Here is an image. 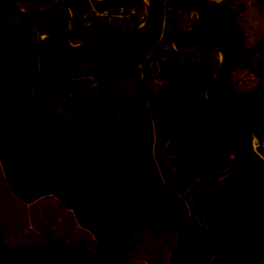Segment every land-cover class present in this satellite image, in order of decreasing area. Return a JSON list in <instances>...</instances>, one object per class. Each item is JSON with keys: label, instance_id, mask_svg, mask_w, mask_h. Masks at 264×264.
Returning <instances> with one entry per match:
<instances>
[{"label": "trees", "instance_id": "16d2710c", "mask_svg": "<svg viewBox=\"0 0 264 264\" xmlns=\"http://www.w3.org/2000/svg\"><path fill=\"white\" fill-rule=\"evenodd\" d=\"M16 1L34 11L55 0ZM65 1L80 21L92 9L88 0ZM173 1L203 15L199 31L176 39L178 50L213 41L227 52L221 77L207 91L213 111L251 125L264 139V39L247 46L239 20L245 1L236 7L231 0ZM142 2L125 0L126 13ZM153 3L142 33L99 36L71 50L64 43L67 7L23 27L25 17L0 0V160L8 190L26 204L54 196L96 240L95 251L84 241L55 237L16 247L0 234V264H132L139 230L177 232L169 264H264V149L254 147L252 133L221 125L206 110L201 94L221 62L211 58L216 48L178 55L157 46L162 32L166 42L188 28L183 15L193 11ZM80 21L71 36L76 44L110 26L93 19L90 30ZM140 23L133 14L118 26ZM150 53L142 79L137 65ZM152 61L164 81L158 89L151 86ZM99 62L94 78L73 72L75 65ZM236 70L245 73L242 91ZM117 75L133 79L135 90L124 92ZM154 127L164 149L159 158Z\"/></svg>", "mask_w": 264, "mask_h": 264}, {"label": "rangeland", "instance_id": "374dc122", "mask_svg": "<svg viewBox=\"0 0 264 264\" xmlns=\"http://www.w3.org/2000/svg\"><path fill=\"white\" fill-rule=\"evenodd\" d=\"M221 1V0H215ZM236 5L241 0H235ZM246 3V10L239 16L245 32L247 34V46H256L260 40L264 39V6L259 0L251 2L250 0H242ZM143 7L140 9L135 8L128 12L138 15L139 21H143L148 15L147 2L143 0ZM236 7V6H234ZM107 15V13H105ZM113 12H109L111 18H113ZM105 16V15H104ZM184 25L186 27H192V24L196 20V14L194 12L184 14ZM17 22L20 19L15 18ZM74 41H72L73 43ZM220 53L212 52L211 58L213 61L220 58ZM90 65H81V69H87ZM244 72L236 70L234 76L241 80L238 88L240 91L245 89L246 78ZM116 79L121 82L123 91L135 90V83L133 79H125L122 75H117ZM96 86V84H95ZM64 112H68L67 106L63 105ZM154 146L153 151L159 158L163 154L164 149L158 147L159 136L157 130L154 127ZM258 146L257 141L255 140ZM8 186L6 179L3 176V170L0 165V196L2 193L7 194ZM8 195V194H7ZM0 201V234L4 241L10 246H39L40 244H46L49 237H55L56 239H65L71 244L78 245L80 241H84L88 248L93 251L96 250L95 241L91 240V234L82 228V230L75 229L76 217L73 211L68 210L64 205L54 196H46L44 200H40L38 203L26 204L14 198V201L7 199ZM177 239V232L164 233L160 236H156L153 230H139L136 233V241L134 249L130 254L132 264H169V259L173 249L175 248Z\"/></svg>", "mask_w": 264, "mask_h": 264}, {"label": "water", "instance_id": "95a60500", "mask_svg": "<svg viewBox=\"0 0 264 264\" xmlns=\"http://www.w3.org/2000/svg\"><path fill=\"white\" fill-rule=\"evenodd\" d=\"M145 1L147 2V4H149L147 19H146L145 23L142 24L141 26H139L138 28L131 29V30H124V29H120L117 27H110L109 29H104V30L94 32L91 35V37H89L87 40H85L79 44H75V43H71V36H72L73 31L75 30V28L77 26V20H78V15H77V11H76L75 6L71 5L69 2L64 1V0H56L51 5H49L48 7H45V8L40 9V10L29 11L23 7H20L16 0H10L11 5L14 8L15 12H17L20 15L25 17L20 24L23 27H25L24 25L29 18H34V17H39L42 15H45V14L53 11V9L58 7V6L67 7L71 13V26H70V29L64 38V43H66V46L71 50L84 48V47L88 46L89 44H91V41L94 40L95 38L99 37V36L116 34V35L128 37V35H137L139 33H142L150 25V23H151L150 21L153 17V13H154V9H155V3H153V0H145ZM166 1L179 10H183V11L184 10H191V11H193L196 14V21H197V23L193 27L185 28L182 32L173 34L168 39L167 45H168V48L172 52H174L178 55H185V54L193 55L196 52L203 50L205 47H214L220 53V56H221L220 57L221 58L220 65L209 76L208 80L205 82L204 87L202 89V94H201V96L205 102V106H206V110H207L208 114H210V116L212 117V119L215 122H217L221 125H226L229 128L236 129V130H239L242 132L246 131V132L252 133L255 140L258 143V146L263 147V149H264V139L259 135L258 132H256L253 129V127L251 125L244 124V123L243 124L233 123V122L227 120L226 118H222L221 116L216 114L211 107L210 101L208 99L207 91H208L209 87L212 84H214L221 77V74H222L223 69H224L226 62H227V52L223 48V46H221L220 44L213 42V41H205L202 44L197 45L193 48L185 49V51H181V50H178L176 45H175L177 38L183 37L185 34L195 33L201 29V27L203 25V15H202L200 9L195 5H185V4L181 5V4L175 3L173 0H166ZM231 1H232V6H236V1L235 0H231ZM89 2L100 13L109 12V10H111V9L122 8L125 6V4H124L125 0H89ZM64 105L67 106L68 110H70L69 100L65 99Z\"/></svg>", "mask_w": 264, "mask_h": 264}, {"label": "flooded vegetation", "instance_id": "af4514ba", "mask_svg": "<svg viewBox=\"0 0 264 264\" xmlns=\"http://www.w3.org/2000/svg\"><path fill=\"white\" fill-rule=\"evenodd\" d=\"M56 1V0H55ZM65 1V0H64ZM89 1V0H88ZM90 3V2H89ZM125 3V2H124ZM90 5H91V3H90ZM125 7V6H124ZM113 12L114 14H113V18H111L110 17V15H109V12ZM109 12H108V14L106 15L105 13H100V12H98L94 7H93V5H92V9H90V11H88V12H86L83 16H82V18H81V21H80V19H79V17H78V20H77V26L79 25V21L84 25V27H86V28H88V29H92V28H94V26L91 24V21L93 20V19H98V20H101L103 23H105V24H110V26H109V28L110 27H117V28H120V29H124V28H121V27H119L118 25H121L122 23H123V21H124V19H128L129 17H131L133 14L132 13H130V12H128V13H126V10H124V12L121 14L119 11L118 12H116V11H114V9H111V10H109ZM78 15V14H77ZM105 15V16H104ZM91 16H93V17H91ZM89 17H91V18H89ZM24 19V18H23ZM22 19V20H23ZM146 19L147 18H144V20L143 21H141V23H140V26L142 25V24H144L145 23V21H146ZM21 20V21H22ZM28 21V20H27ZM27 23V22H26ZM70 26H71V21H70ZM76 26V27H77ZM109 28H104V29H109ZM104 29H95L94 30V32H97V31H100V30H104ZM124 30H126V29H124ZM45 37V35H42L41 36V38H44ZM71 43H72V41H71ZM76 44V43H75ZM79 44V43H78ZM103 62H99V63H90L89 65V68H87V69H81L80 67H81V65H75L74 66V68H73V72H75V74L77 75V76H79V77H83V74L84 73H86V74H88L89 75V77H91V78H94V75H95V72H96V70L100 67V66H103ZM68 110V109H67ZM69 111V110H68Z\"/></svg>", "mask_w": 264, "mask_h": 264}, {"label": "built area", "instance_id": "2783aa9c", "mask_svg": "<svg viewBox=\"0 0 264 264\" xmlns=\"http://www.w3.org/2000/svg\"><path fill=\"white\" fill-rule=\"evenodd\" d=\"M251 2H255V0H250ZM165 5L167 7L170 8V4L165 0ZM125 10V7H122V8H119V12L122 14ZM133 11H135L133 9ZM108 14V12H106ZM157 46H161V47H168L167 45V41L165 42L164 41V32L161 33L159 39L157 40ZM152 55V53L148 54V56L146 57L145 61L138 64L137 67H139V69L141 70V78L144 79L145 77H147V75L144 73L143 69H144V63L148 61V59L150 58V56ZM155 65H158V62H155V61H152L151 62V69H152V72L150 73L151 76H153L154 80L151 84V86L154 88V89H158L160 87L163 86L164 84V81L162 79H159L157 78V74L159 73V69L158 67L155 69Z\"/></svg>", "mask_w": 264, "mask_h": 264}, {"label": "crops", "instance_id": "0c3cea01", "mask_svg": "<svg viewBox=\"0 0 264 264\" xmlns=\"http://www.w3.org/2000/svg\"><path fill=\"white\" fill-rule=\"evenodd\" d=\"M0 165H1V167H2V163H1V160H0ZM2 170H3V167H2ZM3 176H4V178L6 179V176L4 175V171H3ZM7 183V182H6ZM8 194V195H7ZM7 194H5V193H2V195L0 196V201H2L3 199H6L5 201H7V199H9L10 201H14L13 199L14 198H17L14 194H12L10 191H8L7 192ZM46 198V196L45 197H42V198H40L38 201H36V203H38L40 200H44ZM18 199V198H17ZM19 200V199H18ZM20 201V200H19ZM35 202H34V204H36ZM32 204V203H31ZM71 211V210H70ZM74 213V212H73ZM74 228L75 229H80V230H82V227L78 224V221H76V223H75V225H74ZM88 231V230H87ZM89 232V231H88ZM90 233V232H89ZM91 234V233H90ZM91 240L92 241H95V243H96V240H95V238H94V236L91 234ZM6 241V240H5Z\"/></svg>", "mask_w": 264, "mask_h": 264}]
</instances>
